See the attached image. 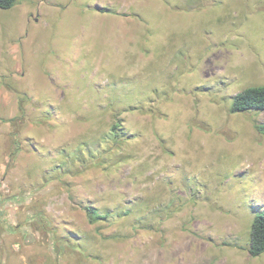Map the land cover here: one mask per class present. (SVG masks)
<instances>
[{
    "label": "rangeland",
    "instance_id": "1",
    "mask_svg": "<svg viewBox=\"0 0 264 264\" xmlns=\"http://www.w3.org/2000/svg\"><path fill=\"white\" fill-rule=\"evenodd\" d=\"M257 85L264 0L0 8V264H264Z\"/></svg>",
    "mask_w": 264,
    "mask_h": 264
},
{
    "label": "trees",
    "instance_id": "2",
    "mask_svg": "<svg viewBox=\"0 0 264 264\" xmlns=\"http://www.w3.org/2000/svg\"><path fill=\"white\" fill-rule=\"evenodd\" d=\"M18 0H0V8H11ZM249 109L264 110V85L250 86L234 96L232 112H242ZM257 129L264 134V123L258 124ZM89 221L95 223L106 215L98 212L97 207H86ZM250 254L258 256L264 252V210L258 213L252 224Z\"/></svg>",
    "mask_w": 264,
    "mask_h": 264
}]
</instances>
